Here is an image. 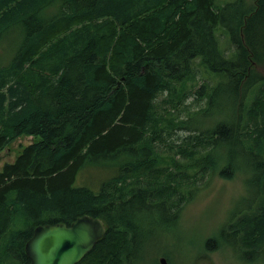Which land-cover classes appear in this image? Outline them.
Wrapping results in <instances>:
<instances>
[{"label":"trees","instance_id":"trees-1","mask_svg":"<svg viewBox=\"0 0 264 264\" xmlns=\"http://www.w3.org/2000/svg\"><path fill=\"white\" fill-rule=\"evenodd\" d=\"M263 66L264 0H0V150L32 137L0 168V264L29 262L36 224L82 213L104 232L74 264L137 263L145 222L171 224L197 177L237 171L250 204L204 248L264 258ZM187 91L204 105L178 118ZM85 167L95 189L74 184Z\"/></svg>","mask_w":264,"mask_h":264},{"label":"rangeland","instance_id":"rangeland-1","mask_svg":"<svg viewBox=\"0 0 264 264\" xmlns=\"http://www.w3.org/2000/svg\"><path fill=\"white\" fill-rule=\"evenodd\" d=\"M224 0H219L222 2ZM229 1V0H225ZM220 46L227 49L228 45L224 36L219 38ZM196 64L197 59L193 60ZM264 66L260 68V72ZM198 70H202L201 67ZM216 80V77L211 78ZM210 82V81H208ZM201 83V78L196 77L193 84L194 87ZM188 87V84L187 86ZM163 95H158L156 102ZM195 95L187 91L186 97L182 100L185 108L179 106L178 110L173 113L184 119L188 112L196 110L199 106H203L204 102L194 99ZM218 107L223 111H227L230 102L227 99H220L217 103ZM216 107H212L213 112ZM191 125H196L199 116L189 118ZM185 131H176L175 138L171 141V145H176L177 137H182ZM32 140L31 136H18L7 146L0 150V168L3 163L12 162L19 150ZM175 158L181 160L180 154ZM102 172L92 167L81 169L75 178V185H89L93 189V182ZM244 173L237 171L230 179H222L217 176L204 175L197 177L194 181L197 186L196 192L192 198L187 200L182 206L178 217L169 225H164L158 220V223L145 222L142 229L145 235H142L144 245L148 244L150 249L144 257L137 263L154 262L158 255H166L170 264H264V258L255 261H248L242 257L238 248H232L227 243L206 250L204 248L205 240L210 238V242L221 240L228 241L219 233L224 222L237 210L244 209L250 204L252 193L248 190V185L243 181ZM243 181V182H242Z\"/></svg>","mask_w":264,"mask_h":264},{"label":"water","instance_id":"water-1","mask_svg":"<svg viewBox=\"0 0 264 264\" xmlns=\"http://www.w3.org/2000/svg\"><path fill=\"white\" fill-rule=\"evenodd\" d=\"M262 75L264 77V69ZM103 232L102 220L87 213L77 215L67 225L60 221L38 223L23 244L29 259L27 264H74ZM156 262L167 264L163 255H158Z\"/></svg>","mask_w":264,"mask_h":264},{"label":"bare ground","instance_id":"bare-ground-1","mask_svg":"<svg viewBox=\"0 0 264 264\" xmlns=\"http://www.w3.org/2000/svg\"><path fill=\"white\" fill-rule=\"evenodd\" d=\"M54 34V33H53ZM49 38V37H48ZM115 62V61H114Z\"/></svg>","mask_w":264,"mask_h":264},{"label":"flooded vegetation","instance_id":"flooded-vegetation-1","mask_svg":"<svg viewBox=\"0 0 264 264\" xmlns=\"http://www.w3.org/2000/svg\"><path fill=\"white\" fill-rule=\"evenodd\" d=\"M67 224H68V223H67ZM67 224H66V225H67ZM31 232H32V231H31Z\"/></svg>","mask_w":264,"mask_h":264}]
</instances>
